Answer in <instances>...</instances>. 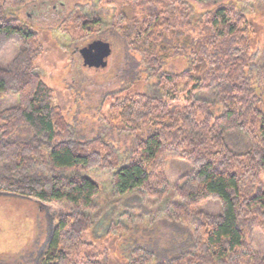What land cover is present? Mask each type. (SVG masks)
Segmentation results:
<instances>
[{
    "label": "trees",
    "instance_id": "obj_1",
    "mask_svg": "<svg viewBox=\"0 0 264 264\" xmlns=\"http://www.w3.org/2000/svg\"><path fill=\"white\" fill-rule=\"evenodd\" d=\"M37 1L0 0V51L12 41L19 45L11 66L0 68V100H18L16 107L0 110V194L71 207L57 217L36 264H106L83 242L93 227L86 212L95 211L100 190L81 172L113 171L117 196L141 193L161 200L169 187L164 172L169 160L191 166L175 187L181 204L173 216L192 227L193 248L162 264H264V255L252 246L253 231L264 233V192H253L264 174V111L258 96L264 65L247 72L256 56L251 53L255 31L246 16L234 6H219L194 22L183 0H131L130 15L112 17L114 31L140 58L149 78L157 79L161 92L159 97L127 91L107 96L109 123L133 136L128 163L118 169V153L101 139L70 140L52 89L35 73L41 51L36 33L6 16L8 9ZM76 18L91 30L102 24L98 17ZM180 57L189 58L186 70L163 72L166 62ZM210 91L222 107L220 116L213 115L211 103L196 97ZM21 127L31 131L32 140H11ZM234 132L248 141L243 154L227 145V135ZM43 143L49 145L47 154ZM38 167L47 174L36 175ZM208 200L219 203V215L193 210ZM73 248L86 251L80 255ZM147 258L137 261L149 264Z\"/></svg>",
    "mask_w": 264,
    "mask_h": 264
},
{
    "label": "rangeland",
    "instance_id": "obj_2",
    "mask_svg": "<svg viewBox=\"0 0 264 264\" xmlns=\"http://www.w3.org/2000/svg\"><path fill=\"white\" fill-rule=\"evenodd\" d=\"M192 10V21L219 6H234L252 24L255 36L251 53L256 56L247 72L264 65V0H183ZM131 0H39L8 9L6 16L16 19L20 26L35 32L40 54L34 63L35 73L54 93V104L60 109L71 130L73 143H86L101 139L118 153L119 167L127 165L133 149V136L113 128L108 121L107 96L127 91L159 97L157 79L149 78L138 59L127 48L123 38L114 31L111 19L116 13L130 15ZM78 15L98 17L100 27L92 30L83 26ZM95 41L107 43L111 49L107 66L101 69L84 67L80 51ZM19 45L9 42L0 51V68L8 69L17 56ZM189 67V58L180 57L163 65L165 73H179ZM148 76V78L146 77ZM264 111V88L258 90ZM198 100L211 103L214 116L222 114L215 104L213 91L197 94ZM18 100L6 96L0 100V110L14 108ZM142 138L141 134H137ZM227 145L236 154L246 152L249 144L244 135L234 132L227 135ZM12 141L32 140V133L21 127L11 137ZM46 154L49 145L41 144ZM191 166L182 160H169L164 172L169 183L161 200L141 193L117 196L112 186L113 171L90 169L82 176L99 187L94 212H86L93 227L83 235V242L91 251L102 254L106 264H140L138 257L147 256L149 264H162L183 256L193 248V229L178 223L174 209L181 204L175 187L181 184ZM2 170H0V174ZM43 167L36 175L45 176ZM72 176V174H68ZM69 177V176H67ZM264 192V174L253 192ZM196 212L219 215L220 205L208 200L193 208ZM71 211L65 203H42L0 194V264H34L41 247L50 239L52 227L59 215ZM114 228V229H113ZM116 228V229H115ZM253 249L264 255V233L254 230ZM83 255L86 249L73 248Z\"/></svg>",
    "mask_w": 264,
    "mask_h": 264
},
{
    "label": "water",
    "instance_id": "obj_3",
    "mask_svg": "<svg viewBox=\"0 0 264 264\" xmlns=\"http://www.w3.org/2000/svg\"><path fill=\"white\" fill-rule=\"evenodd\" d=\"M111 55L110 46L102 41H95L80 51L84 67L103 69Z\"/></svg>",
    "mask_w": 264,
    "mask_h": 264
},
{
    "label": "flooded vegetation",
    "instance_id": "obj_4",
    "mask_svg": "<svg viewBox=\"0 0 264 264\" xmlns=\"http://www.w3.org/2000/svg\"><path fill=\"white\" fill-rule=\"evenodd\" d=\"M48 241H46V243H44V245L41 247L39 253H38V256H37V259L35 260L34 264H36L41 258L42 256L44 255L46 249H47V245H48Z\"/></svg>",
    "mask_w": 264,
    "mask_h": 264
}]
</instances>
